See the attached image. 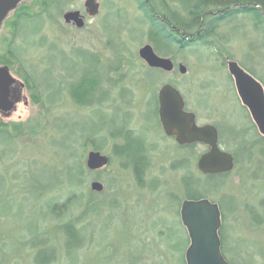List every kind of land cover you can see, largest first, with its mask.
<instances>
[{"label":"rangeland","instance_id":"374dc122","mask_svg":"<svg viewBox=\"0 0 264 264\" xmlns=\"http://www.w3.org/2000/svg\"><path fill=\"white\" fill-rule=\"evenodd\" d=\"M51 1L25 0L23 8L40 12L38 4ZM84 1L57 5L41 27L39 21L22 24L14 45H22L23 63H0L23 84L14 111L0 116V133L10 141L0 139V264H36V252L44 248L55 257L50 264H180L182 246L171 251L166 235L180 227L182 179L201 178L196 162L205 148L179 149L163 135L154 98L166 84L175 86L199 125L217 128L220 149L234 159L233 169L209 193L221 212L223 256L229 264H264V138L227 69V63H237L264 93V23L236 17L217 29V39L163 56L175 65L172 72L146 75L138 51L152 45L137 1L98 0L92 18L84 14ZM67 11L85 15L84 27L64 24ZM12 14L0 26L2 58L8 57ZM116 52L121 64L104 82L107 94L88 107L75 104L72 77L87 66L85 57L97 60L94 69L103 76ZM22 64L30 67L36 89ZM123 124V133L130 131L143 144L141 184L129 159L114 152L123 146ZM95 146L109 163L91 172L85 161ZM75 164L81 174L70 182L66 172ZM92 182L103 191L93 193ZM69 225L83 242L75 258L67 255ZM179 235L186 238L181 228Z\"/></svg>","mask_w":264,"mask_h":264},{"label":"trees","instance_id":"16d2710c","mask_svg":"<svg viewBox=\"0 0 264 264\" xmlns=\"http://www.w3.org/2000/svg\"><path fill=\"white\" fill-rule=\"evenodd\" d=\"M67 0H52L49 3L38 4L41 9L40 12L23 8L24 4L13 12L10 19L11 38L6 43L7 58L0 56V63L10 65V62L23 63L24 55L22 45H14L17 37H19V30L24 23H34L39 21L40 27L44 24L45 15L51 16V10L55 9L57 5H64ZM138 7L142 12L144 23L147 27L148 42L151 43L153 50L159 56H171L172 50L182 49L184 46L194 47L199 45L198 43L206 41L207 43L212 39H217V29L226 22L233 21L236 17L247 16L257 21L261 19L260 23L264 21L261 17L264 15V0H136ZM153 1V2H152ZM9 22V21H8ZM257 24V25H258ZM40 32L36 31V34ZM35 34V35H36ZM21 51V52H20ZM119 52L115 53V62H111L108 67L109 71H105V74L99 75L94 69L97 60L93 57H85L84 63L86 67L78 76H73L72 86L70 87V97L75 104H79L82 107H88L94 103H99L100 99L97 95H106L104 90V82L108 81V74L110 72H117L120 68L121 59H119ZM6 56V55H5ZM130 60H127V63ZM23 65V64H22ZM22 69L26 71L25 79L28 81L32 89H36V83L34 76L29 74L30 67L23 65ZM146 75L149 73H155L162 75L160 70H152L146 68ZM31 72V70H30ZM111 84V83H110ZM113 84V83H112ZM171 85V84H170ZM173 86V85H172ZM175 87V86H173ZM79 96V97H78ZM155 99V98H154ZM156 105V99H155ZM156 111V110H155ZM120 131V130H119ZM0 139L7 143H10L7 134L1 131ZM116 133L112 136L114 137ZM123 146L115 148L114 152L118 155H124L132 163V168L135 174L137 183L141 184V176L143 171V158L140 160L142 154L141 144L135 140H130L129 135H123ZM193 147V146H192ZM190 147V148H192ZM95 151L99 150V147L93 148ZM122 157V156H121ZM74 169H69L66 175L69 181H75L76 177L81 174L82 166L75 164ZM226 175H201V178H191L189 176L182 179L184 187L183 201H198L201 199L209 200V193L218 186L219 179H223ZM79 182V181H78ZM214 202V201H213ZM179 225L186 238H181L179 235V228L169 229V234L166 238L169 242H172L173 252H178L182 246V252L184 253L187 245L189 246V238L186 229L183 227L181 221ZM223 229L219 230V238L221 246L224 243V237L222 235ZM65 239L67 255L70 258H75L77 251L83 246L81 241V233L75 231L71 225L65 229ZM35 245V243H34ZM223 247V246H222ZM180 255V264H186L185 255ZM36 264H50L55 259L46 255L45 248L36 252Z\"/></svg>","mask_w":264,"mask_h":264},{"label":"water","instance_id":"95a60500","mask_svg":"<svg viewBox=\"0 0 264 264\" xmlns=\"http://www.w3.org/2000/svg\"><path fill=\"white\" fill-rule=\"evenodd\" d=\"M25 0H0V26L20 3ZM85 14L92 18L98 14V0H85ZM66 25L72 24L76 29L84 27L85 17L79 11H67L62 16ZM138 57L150 69L170 73L174 64L170 59L157 56L151 46L145 45L138 51ZM229 75L233 78L235 88L242 104L248 109L260 134L264 137V93L260 84L245 73L235 62L227 63ZM178 73H186L185 67L177 66ZM23 84L15 80L6 66H0V109L5 116L10 115L18 102L10 95V88ZM158 119L164 134L174 138L180 145L203 144L208 151L197 161V169L205 175L229 173L234 166L233 157L218 147V134L211 125L198 127L192 113L184 110V102L180 93L171 85H163L157 93ZM107 157L98 152H89L86 168L98 171L108 165ZM90 190L101 193L103 186L98 182L90 184ZM180 219L189 237V247L185 252L186 264H228L220 253L218 230L220 228V212L216 204L207 199L184 201L180 209Z\"/></svg>","mask_w":264,"mask_h":264},{"label":"flooded vegetation","instance_id":"af4514ba","mask_svg":"<svg viewBox=\"0 0 264 264\" xmlns=\"http://www.w3.org/2000/svg\"><path fill=\"white\" fill-rule=\"evenodd\" d=\"M234 82V81H233ZM235 85V84H234ZM23 88V87H22ZM22 88H19L18 86H16V85H13L11 88H10V95L11 96H13V97H15L16 98V100H18L19 101V98H20V90L22 89ZM240 102H241V100H240ZM241 104H242V102H241ZM242 107H244L246 110H247V112H248V114H249V116H250V118H251V120H252V122H253V124H254V126L256 127V129H257V131H258V128H257V126L255 125V123H254V121H253V119H252V117H251V115H250V113H249V111H248V109L242 104ZM156 110V111H155ZM157 110H158V102L156 101V105H155V107H154V117H156L157 119H158V114H157ZM184 110L186 111V112H189V113H192V112H190L189 110H187V108L185 107V103H184ZM155 112H156V114H155ZM193 115H194V118H195V123H196V125L197 126H203V125H199L198 123H197V121H196V115L194 114V113H192ZM156 115V116H155ZM0 116H5V113L0 109ZM156 119V120H157ZM158 123H159V119H158ZM159 125H160V123H159ZM206 125V124H205ZM125 127V124H123L122 126H121V128H120V131H119V136H121L122 137V140H123V138H124V134H127V135H129V137H130V140L132 139V140H135L136 142H138V143H140L141 144V146H143V144H142V142L140 141L141 139L140 138H133L132 137V134H131V132L130 131H125L124 133H123V128ZM160 128H161V125H160ZM215 129L217 130V128L215 127ZM161 130H162V128H161ZM259 132V131H258ZM162 133H163V135L165 136V138L166 139H169V140H173L174 142H175V140H174V138H172V137H168V136H166L165 134H164V132H163V130H162ZM217 134H219L218 133V131H217ZM263 137V136H262ZM264 138V137H263ZM218 141H219V135H218ZM176 143V142H175ZM197 145H202V144H190V145H183V146H180V145H178L177 143H176V146L179 148V149H194L195 147H197ZM193 146V147H192ZM204 148H205V150H204V152L201 154V155H203V154H205L207 151H208V147L207 146H205V145H202ZM190 147H192V148H190ZM201 155H199V156H201ZM199 158V157H198ZM198 160V159H197ZM196 164H197V162H196ZM220 226H221V221H220ZM224 257V256H223ZM225 258V257H224ZM226 260V259H225Z\"/></svg>","mask_w":264,"mask_h":264}]
</instances>
